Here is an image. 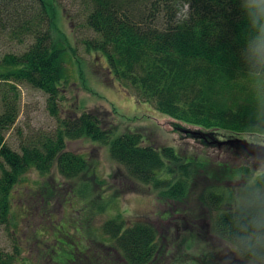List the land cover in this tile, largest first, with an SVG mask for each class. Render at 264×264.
<instances>
[{"label": "trees", "instance_id": "obj_1", "mask_svg": "<svg viewBox=\"0 0 264 264\" xmlns=\"http://www.w3.org/2000/svg\"><path fill=\"white\" fill-rule=\"evenodd\" d=\"M49 1L52 4L53 0H0V33L31 40L24 51L0 58V226L9 222L13 190L27 171L45 174L56 164L64 177L74 178L87 168L83 155L66 149L68 140L84 137L106 143L130 176L161 189L166 198L184 197L189 165L180 162L181 176L173 179V167L181 160L174 148L143 145L137 132L111 137L92 112L62 120L55 132L28 139L20 150L7 144L6 133L20 114L18 84L42 90L52 113L58 114L65 48L52 36L56 16ZM86 1L87 25L95 34L89 47L106 56L111 72L138 100L196 127L188 132L177 123L176 130L186 137L223 148L212 131L248 133L258 110L264 117V102L257 100L242 74V24L231 0ZM225 141L237 151L242 148L239 141ZM222 192H205V202L216 209L214 224L225 211ZM103 231L113 242L112 252L126 264H152L161 251L157 231L147 222L127 224L118 215L103 225ZM14 263V254L0 250V264Z\"/></svg>", "mask_w": 264, "mask_h": 264}, {"label": "rangeland", "instance_id": "obj_2", "mask_svg": "<svg viewBox=\"0 0 264 264\" xmlns=\"http://www.w3.org/2000/svg\"><path fill=\"white\" fill-rule=\"evenodd\" d=\"M50 5L56 16L52 36L65 48L58 114L52 113L46 93L18 84L20 114L6 133L7 144L20 150L28 139L55 132L62 120L92 112L111 137L137 132L143 145L174 148L181 160L172 177H180L178 165L188 163L189 187L181 199H168L161 189L130 176L106 143L68 140L66 149L83 155L87 168L74 178L64 177L56 164L45 174L27 171L13 190L9 222L0 226V250L14 254V264H126L112 252L113 242L103 231L107 221L121 215L127 224L143 221L156 229L161 251L152 264H175V258L177 264H187L189 249L204 252L199 264H219L209 236L216 209L204 196L210 188L224 191L228 173L220 164L231 155L218 156L216 147L186 137L175 125L188 132L196 127L160 113L120 84L106 56L89 47L95 34L87 25L86 0H53ZM30 41L0 33V58L24 51ZM212 132L218 140L249 134Z\"/></svg>", "mask_w": 264, "mask_h": 264}, {"label": "clouds", "instance_id": "obj_3", "mask_svg": "<svg viewBox=\"0 0 264 264\" xmlns=\"http://www.w3.org/2000/svg\"><path fill=\"white\" fill-rule=\"evenodd\" d=\"M242 24L240 56L243 76L264 102V0H231ZM247 136L234 140L237 151L223 139L231 159L222 158L228 169L224 191L225 211L217 224L209 223V236L219 264H264V117L259 110ZM203 251L189 249L187 264H199Z\"/></svg>", "mask_w": 264, "mask_h": 264}, {"label": "water", "instance_id": "obj_4", "mask_svg": "<svg viewBox=\"0 0 264 264\" xmlns=\"http://www.w3.org/2000/svg\"><path fill=\"white\" fill-rule=\"evenodd\" d=\"M237 141V140H236Z\"/></svg>", "mask_w": 264, "mask_h": 264}]
</instances>
